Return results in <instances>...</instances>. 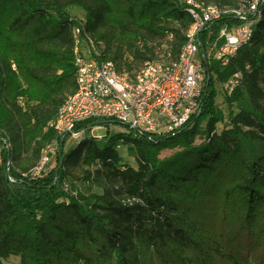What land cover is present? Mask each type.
Masks as SVG:
<instances>
[{
    "label": "trees",
    "instance_id": "trees-1",
    "mask_svg": "<svg viewBox=\"0 0 264 264\" xmlns=\"http://www.w3.org/2000/svg\"><path fill=\"white\" fill-rule=\"evenodd\" d=\"M198 1L239 8L251 0ZM239 23L227 16L201 34L206 80L177 134L89 137L68 153L65 140L55 167L24 179L57 139L46 127L77 89L75 26L134 76L147 61L177 59L192 18L180 0H0V264H143L145 252L163 264H264V13L227 66L209 53L220 31ZM100 124L110 123L85 126ZM124 145L136 167L122 162Z\"/></svg>",
    "mask_w": 264,
    "mask_h": 264
},
{
    "label": "built area",
    "instance_id": "built-area-1",
    "mask_svg": "<svg viewBox=\"0 0 264 264\" xmlns=\"http://www.w3.org/2000/svg\"><path fill=\"white\" fill-rule=\"evenodd\" d=\"M186 4L192 24L185 33V44L175 60L168 57L147 61L131 76L119 71L116 64L101 56L104 43L87 41L75 36L73 64L76 69L77 89L69 95L46 131H54L57 139L42 151L41 159L24 179L41 178L51 169V160L68 138L81 141L87 138L90 121H114L139 135H175L197 113L208 67L201 50L200 36L215 22L230 16L238 25L223 28L215 37L212 58L227 66L240 48L249 44L257 23L264 13V0H251L248 6L231 7L205 4L198 0H180ZM85 22L84 18L82 22ZM173 35L168 37L171 41ZM167 51L168 47H164ZM15 69V65L13 66ZM240 74L234 75L223 89L231 94L239 85ZM11 148L9 140L5 142ZM0 154V161H1ZM12 162H8V167Z\"/></svg>",
    "mask_w": 264,
    "mask_h": 264
},
{
    "label": "rangeland",
    "instance_id": "rangeland-1",
    "mask_svg": "<svg viewBox=\"0 0 264 264\" xmlns=\"http://www.w3.org/2000/svg\"><path fill=\"white\" fill-rule=\"evenodd\" d=\"M69 11H70V14L74 18H76V21H82V19L84 18V13L78 8H72ZM209 53L212 55L213 51L211 50V51H209ZM216 104L218 105V107H220L224 111H226L222 87H218V93L216 96ZM109 123H110L109 125L100 124V125H98V127H94L91 130H88L87 131V138H89V137L102 138V137H105L108 135L111 136V135H115L118 133H129L130 132L129 128L125 125L116 123L114 121H109ZM78 143H79V141L68 138L65 142L63 152L68 153L69 151L73 150L77 146ZM118 153H119L123 163L128 164L132 167L137 166L136 160H135V153H134L133 147L131 145L121 146L118 149ZM56 156H57V153L54 156H52V160H51V164H50L51 168H53L57 165ZM77 174L80 176L79 172H77ZM76 186L85 192L91 191L90 186L85 185L83 183L76 182ZM144 261L145 262H143V264H163L161 259H160V256L158 254L153 253V252H150V253L145 252ZM12 263L17 264L18 259L12 258ZM212 264H225V263L223 261L219 260V258L214 257V259L212 260Z\"/></svg>",
    "mask_w": 264,
    "mask_h": 264
},
{
    "label": "water",
    "instance_id": "water-1",
    "mask_svg": "<svg viewBox=\"0 0 264 264\" xmlns=\"http://www.w3.org/2000/svg\"><path fill=\"white\" fill-rule=\"evenodd\" d=\"M204 62H205V65L208 67V61L206 57H204Z\"/></svg>",
    "mask_w": 264,
    "mask_h": 264
}]
</instances>
